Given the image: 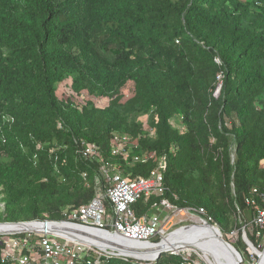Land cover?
<instances>
[{"label":"trees","instance_id":"trees-1","mask_svg":"<svg viewBox=\"0 0 264 264\" xmlns=\"http://www.w3.org/2000/svg\"><path fill=\"white\" fill-rule=\"evenodd\" d=\"M115 133L131 139L127 159L112 154ZM83 142L130 178L148 177L165 157V193L140 198L136 215L161 198L204 208L201 217L248 253L243 226L264 209V0H0V222L70 221L106 192L102 164L83 157ZM246 233L263 250L264 230ZM28 235L0 234V264L40 254L43 235ZM7 237L27 238L14 258L3 256ZM88 260L85 251L75 264ZM95 264L187 261L165 252Z\"/></svg>","mask_w":264,"mask_h":264},{"label":"built area","instance_id":"built-area-1","mask_svg":"<svg viewBox=\"0 0 264 264\" xmlns=\"http://www.w3.org/2000/svg\"><path fill=\"white\" fill-rule=\"evenodd\" d=\"M219 79L220 83L214 93L217 97L220 94H218L219 88L220 92L222 88L221 76H219ZM153 133L154 131H151V134ZM113 136L112 154L127 159L130 153L128 145H131V139L119 133H115ZM81 153L85 159L91 162H101V171L108 187L106 192L98 190L95 197L87 205L71 210L69 212L70 221L108 229L125 238L146 242L165 235L168 231L167 226L171 223V219L176 212L186 210V212L196 213L199 216L206 215L204 208L178 209L165 198L154 202L153 207L157 212L145 213L141 216L136 215L133 205L140 198L145 197L148 199L153 195L161 197L165 193L163 173L166 168L165 157L150 172L148 177L130 178L125 176L117 165L110 164L104 159L101 148L96 143L83 142ZM146 158L144 157L143 160H146ZM138 160L139 158L135 157V161ZM254 192H257V190ZM107 201L112 206L110 210ZM247 204L255 206V200L248 198ZM246 227L254 229L257 235L261 236L264 230V209L257 208L252 220L243 226V232H246ZM28 233V237H30L33 232ZM10 239L6 241L7 249L3 254L6 259L14 258L16 250L26 245L27 242V238L11 237ZM37 245L40 254L18 256L20 264H28L35 259H41V264H75L77 258L85 251L92 252L95 259V261L88 260L87 264H95L101 256L113 254L82 243L65 240L52 234H44L38 240ZM176 253L182 254L187 264H191L189 262L191 261L190 256L181 251ZM192 262L196 264L195 261L192 260Z\"/></svg>","mask_w":264,"mask_h":264},{"label":"water","instance_id":"water-1","mask_svg":"<svg viewBox=\"0 0 264 264\" xmlns=\"http://www.w3.org/2000/svg\"><path fill=\"white\" fill-rule=\"evenodd\" d=\"M220 93V88L218 94ZM203 221L200 235L197 239L190 238L193 235L196 223L183 225L169 232L168 235L158 242L138 241L125 238L108 229H101L73 221H21V222H0V234H11L21 232H37L42 229L44 234H52L62 239L78 242L87 246L95 247L103 251L111 252L114 255L130 257L141 261L153 262L160 258L165 252L176 253L187 245L198 243L202 245L214 258L222 264H243L242 253L223 236V232L217 223L210 220ZM8 228V229H7ZM171 235H176L174 241L164 245L163 241ZM249 251L255 254L258 259L255 264H264V248L260 250L248 238L247 233H242ZM147 243V244H145ZM159 245L154 252L150 247ZM150 253L151 256L149 255Z\"/></svg>","mask_w":264,"mask_h":264},{"label":"rangeland","instance_id":"rangeland-1","mask_svg":"<svg viewBox=\"0 0 264 264\" xmlns=\"http://www.w3.org/2000/svg\"><path fill=\"white\" fill-rule=\"evenodd\" d=\"M70 81H67L66 84L67 86L65 85H61L60 88H59V96L60 97H68L69 93V87H68V83ZM67 87V88H66ZM132 87H133V84L132 83H128L127 86L123 89V93L126 95L128 93H131L132 92ZM108 103V99L106 98H102V99H98L97 100V105L100 106V107H104L106 106ZM142 121H147V116H142L140 118ZM174 125L175 126H178V124L176 123V121L174 120ZM154 212H157V210H153L151 211L150 214L154 213ZM165 215V214H164ZM202 219L201 216H199L198 214L196 213H192V212H186V210H183V211H180V212H176L172 219H171V223L168 224V231L165 235H162L160 236V240L164 237H166L168 235L169 232H172L173 230L177 229L178 227L180 226H183V225H189V224H192V223H195L197 221V219ZM36 235H44V233H40V232H34ZM5 235H11V234H5ZM236 232L234 234H231L230 237L231 239H235L236 238ZM33 236H30V238H32ZM8 240H11L10 237H7L6 238V241ZM182 253H185L187 256H194L193 259L195 261L196 264H209L203 257H202V254L199 252V251H196L194 250L193 248H185V249H182L180 250ZM15 255L18 256V254L15 252ZM242 255H243V264H249L251 260H254V255L252 252L248 251V253L244 254L242 252Z\"/></svg>","mask_w":264,"mask_h":264},{"label":"bare ground","instance_id":"bare-ground-1","mask_svg":"<svg viewBox=\"0 0 264 264\" xmlns=\"http://www.w3.org/2000/svg\"><path fill=\"white\" fill-rule=\"evenodd\" d=\"M197 225L195 226L194 230H191V232L193 231V235L190 237L192 239H197L198 235H200L201 233V229H202V224L203 221L201 219H197V221L195 222ZM8 229V228H7ZM37 232L43 233L45 231H43L42 229H38ZM176 238V235H171L168 239H165L163 241L164 245H169L171 243V241H174ZM147 244V243H145ZM159 247V245H153L150 247V251L154 252L155 250H157V248ZM187 248L191 247L196 251H199L202 254V257L209 263V264H222L219 260L214 259L210 253L200 244L198 243H194L192 245H187ZM186 247H183L182 249H185ZM181 249V250H182ZM152 253H150L149 255L151 256Z\"/></svg>","mask_w":264,"mask_h":264}]
</instances>
